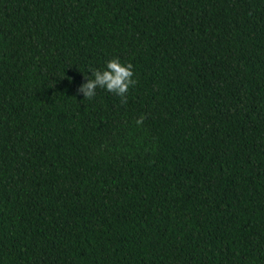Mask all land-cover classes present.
Instances as JSON below:
<instances>
[{"label":"trees","instance_id":"trees-1","mask_svg":"<svg viewBox=\"0 0 264 264\" xmlns=\"http://www.w3.org/2000/svg\"><path fill=\"white\" fill-rule=\"evenodd\" d=\"M0 264H264V0H0Z\"/></svg>","mask_w":264,"mask_h":264},{"label":"clouds","instance_id":"clouds-1","mask_svg":"<svg viewBox=\"0 0 264 264\" xmlns=\"http://www.w3.org/2000/svg\"><path fill=\"white\" fill-rule=\"evenodd\" d=\"M91 79L85 77V82L81 84L78 91L83 93L84 98H91L95 95L94 89L97 86L108 92H113L126 100L125 93L135 84L131 63L122 64L119 58H112L105 61L103 68L89 69ZM143 117H140L136 123H141Z\"/></svg>","mask_w":264,"mask_h":264}]
</instances>
